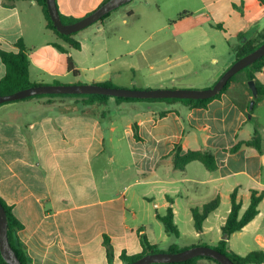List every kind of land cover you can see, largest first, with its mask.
I'll return each instance as SVG.
<instances>
[{"label": "crops", "instance_id": "obj_1", "mask_svg": "<svg viewBox=\"0 0 264 264\" xmlns=\"http://www.w3.org/2000/svg\"><path fill=\"white\" fill-rule=\"evenodd\" d=\"M56 1L60 14L82 19L106 0ZM254 30L252 39L259 42L264 36L260 0H132L76 33L72 39L80 49H75L47 28L36 2L7 6L0 0V49L17 53L22 40L30 79L42 85L209 89L236 62L239 36ZM5 75L0 58V80ZM256 77L264 85V70ZM246 84L244 75L207 108L112 98L88 106L70 97L1 105L0 197L24 226L19 237L33 264H123L124 252H143L142 236L161 250L218 247L231 195L237 192L243 215L252 191L264 194V99L249 119L253 95ZM110 107L117 113L108 114ZM165 109L171 112L160 117ZM135 124L142 141L134 138ZM255 130L261 151L247 145ZM176 145L182 155L211 151L216 170L200 162L175 169ZM215 200L219 207L199 233L192 211ZM169 207L179 237L167 234L158 218ZM105 236L113 247L112 262ZM228 247L240 256L264 252V199ZM198 264L214 263L200 259Z\"/></svg>", "mask_w": 264, "mask_h": 264}, {"label": "trees", "instance_id": "obj_2", "mask_svg": "<svg viewBox=\"0 0 264 264\" xmlns=\"http://www.w3.org/2000/svg\"><path fill=\"white\" fill-rule=\"evenodd\" d=\"M19 1V0H4L5 5L11 6L12 3ZM25 1H34L36 2L42 9V12L44 14V17L47 22V28L49 30H52L58 37L63 39L65 42H67L72 48L80 49V44L72 39V37L75 35H63L58 32L56 27L54 26L53 22L51 21L48 9H47V1L46 0H25ZM107 1V0H106ZM105 1V2H106ZM261 4L264 6V0H260ZM61 19L62 22L66 25L73 24L80 19H74L65 17L62 14ZM110 14L103 17V20L108 18ZM256 34V31H251L250 33H246L239 36L240 44L237 48H235V54H236V61L239 59L244 58L245 56L249 55L253 51H255L259 46H261L264 43V36H261V40L259 42H254L252 39V36ZM17 48L19 49V52H8L0 49V58L4 65L6 66V75L3 79L0 80V95H12L16 92L36 87L38 83H34L30 79V59L28 56V49L24 45L23 41L20 40L16 44ZM56 47L60 51H66L62 46L56 45ZM68 68L73 73H77V71L74 69V65L71 60H69ZM264 70V57L257 60L255 63L247 67L246 69L242 70L238 74L245 72L246 76V86L249 88L248 82L249 81H255L256 87L258 89V98L264 99V85L260 83L256 77V75ZM236 74L232 79L229 81L227 86L224 88V90L217 94L215 97L205 100H191V99H133V98H115L117 102H146L150 104H166V105H172L175 103H183L187 105L190 108H207L209 103L217 98H220L222 94L226 93L232 84L236 80V77L238 76ZM59 85V83H56ZM101 86L105 87H114L115 86L112 83H102L99 84ZM251 92V90H250ZM252 93V92H251ZM81 98L84 99V102L88 106H92L95 104H101L104 105L107 103V101L110 98V96L106 95H38L34 97H30L24 100L28 99H34V98ZM257 98V99H258ZM256 99V100H257ZM257 102V101H256ZM6 104V103H5ZM256 108V104L254 106V110L252 113H254ZM170 110H162L159 113L160 117L166 116ZM249 114V111L246 113ZM134 138L137 141H142V138L139 135V128L138 125H134ZM248 146H254L257 150L261 151V136L258 133L257 130L254 132V138L247 143ZM238 147L233 148L231 151L235 152ZM173 156V162L174 167L177 170H185L188 164L192 162H200L202 163L209 171L216 170V165L214 161V156L212 155L211 151L204 150L202 152H189L185 155L181 154V147L180 145H176L174 151L172 152ZM264 199L263 193H258L256 191H252L251 195V201L250 205L248 206L247 210L244 212L243 215L240 214L242 204L238 200L237 192H234L231 195V211L230 214L225 222V225L223 226V234L227 235V240H223L219 243L217 249L219 252L225 254L228 256L235 264H264V252L262 251H254L248 254L247 256H240L234 252H232L228 247V240L230 237L243 230L244 227H246L251 221L255 219V217L258 215V207L262 200ZM0 203L5 209L6 215H7V221H8V239L10 242L11 247L13 248L14 252L16 253L19 261L21 264H33V261L31 257L29 256L28 250L26 245L20 240L19 232L24 228L23 224L16 218V216L13 213L12 207H10L1 197H0ZM219 207V201L215 200L209 204L204 205L201 209H193V219H194V225L195 229L201 233L203 231V223L208 218V216L213 213L217 208ZM158 218L161 220L165 227V231L169 235H173L175 237H179L180 233L177 228V226L174 223V213L173 209L169 207L167 213L165 216H158ZM142 246H143V252L136 255H127L125 252L121 255V259L123 261V264H129L132 262H135L139 260L140 258L148 255V254H155L160 252H169V253H178L184 250H187L189 248H179L178 246H172L168 250H161L158 246L152 245L148 239L145 236L141 237ZM104 245L106 247L107 257L110 262L113 261L114 258V251L112 244L110 242V239L105 236L104 238ZM200 259H206L214 264H219L214 259L208 258V257H196L184 262H178V263H169V264H198V261ZM0 264H8L6 263L1 254H0ZM167 264V263H162Z\"/></svg>", "mask_w": 264, "mask_h": 264}, {"label": "water", "instance_id": "obj_3", "mask_svg": "<svg viewBox=\"0 0 264 264\" xmlns=\"http://www.w3.org/2000/svg\"><path fill=\"white\" fill-rule=\"evenodd\" d=\"M47 9L54 26L59 33L63 35L76 34L89 26L101 21L103 17L112 13L116 9L130 3L132 0H107L95 11L80 19L73 24H64L61 19L60 11L56 0H46ZM264 57V43L255 51L237 60L209 89H152V90H137V89H122L114 87H105L98 84H79V85H38L31 87L12 95H0V106L14 101L24 100L38 95H106L113 98H133V99H191L205 100L215 97L221 93L227 86L229 81L236 74L246 69L257 60ZM252 92L253 99L249 105L248 118L252 119L253 110L258 98V89L255 81L248 82ZM227 235L223 239L227 240ZM0 254L3 260L8 264H21L16 253L10 245L8 239V221L4 207L0 203ZM196 257H208L214 259L219 264H235L228 256L219 252L215 248L206 246L192 247L178 253L160 252L148 254L139 260L129 264H162V263H178L184 262Z\"/></svg>", "mask_w": 264, "mask_h": 264}, {"label": "rangeland", "instance_id": "obj_4", "mask_svg": "<svg viewBox=\"0 0 264 264\" xmlns=\"http://www.w3.org/2000/svg\"><path fill=\"white\" fill-rule=\"evenodd\" d=\"M250 2H252V1H250ZM244 75H246L245 72H242V73L238 74V76L236 77V80L240 79L241 77H244ZM236 80H235V81H236ZM112 99H115V98H112ZM260 99H261V98H258L256 101H259ZM117 111H118V110H117L116 108L110 107L109 110H108V114H116ZM257 113L260 114V113H261L260 110H259ZM263 116H264V111H263ZM254 121H257V119L254 120ZM254 123H255V122H254ZM121 142H123V140H121Z\"/></svg>", "mask_w": 264, "mask_h": 264}]
</instances>
